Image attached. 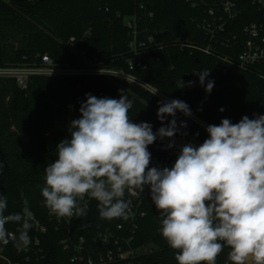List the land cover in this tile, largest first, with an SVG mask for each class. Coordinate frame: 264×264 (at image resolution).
Instances as JSON below:
<instances>
[{
    "label": "trees",
    "instance_id": "1",
    "mask_svg": "<svg viewBox=\"0 0 264 264\" xmlns=\"http://www.w3.org/2000/svg\"><path fill=\"white\" fill-rule=\"evenodd\" d=\"M253 1H240L241 13L234 24L240 41L244 39L241 31L245 25L264 22V10ZM212 3L207 0L206 5L193 7L186 0H0V67L40 64L45 55L57 66L83 68L97 61L102 67L132 74L170 100L186 102L192 114L208 124H219L224 118L237 123L244 115L252 118L254 112L264 113V66L245 69L222 60L224 55L235 58L239 48L234 52V48L220 47L210 55L195 49L209 43L197 23ZM133 17L137 44H144L135 51L130 47L134 31L125 22ZM199 70L210 71L205 84L214 81L211 93L205 91L199 79L192 89L176 87L179 79L187 85L190 76ZM121 92L134 101L129 111L134 123L148 122L154 132L162 126L157 119L158 101L162 99L135 83L92 75L34 77L22 90L14 79H0V163L4 165L0 194L8 199L5 215L21 212L23 199H27L32 217L47 227L46 233H40L31 220L30 245L38 238L43 251L38 255L30 253V264L65 263L73 251L63 250V239L70 237L77 242L83 237L92 243L99 233L116 230L122 222L102 220L98 202L86 196L80 201L84 214L71 217L69 225L62 220L59 226L57 218L50 221L41 196L44 169L56 159L57 144L70 138L68 125L79 118L85 94L119 99ZM176 119L178 124L186 121L187 128L180 132L186 131L199 144L207 138V133L189 117L178 112ZM148 150L150 166L168 167L159 142ZM124 199L129 201L127 190ZM140 210L145 216L138 220L135 245L154 250L141 258L143 264H177L178 250L170 248L158 231L161 216L150 193ZM86 224L89 228H85ZM6 227L15 235L19 225L9 223ZM229 251L223 248L217 264H232ZM0 253L27 264L24 250L18 251L12 243L0 245ZM42 255L46 260L36 262Z\"/></svg>",
    "mask_w": 264,
    "mask_h": 264
},
{
    "label": "clouds",
    "instance_id": "2",
    "mask_svg": "<svg viewBox=\"0 0 264 264\" xmlns=\"http://www.w3.org/2000/svg\"><path fill=\"white\" fill-rule=\"evenodd\" d=\"M193 74L211 93L214 81L205 84L210 71ZM194 83L179 79L176 87ZM133 105L124 92L119 99L85 94L79 118L68 125L70 138L57 144L56 159L44 169L43 206L57 220L71 218L84 214L80 201L87 196L98 202L102 220L126 221L132 215L126 190L144 193L147 188L161 216L158 231L178 250L177 264H216L224 247L232 264L249 259L264 264V115L207 125L201 144H184L174 164L161 168L150 166L149 146L167 138L172 148L174 137L187 128L186 121L178 124L177 113L191 117L190 106L179 99L158 101L162 126L154 132L150 123L130 119ZM3 167L0 163V172ZM23 205L21 212L5 215L8 199L0 194V245L12 243L18 251L31 244L27 199ZM9 223L19 225L17 234L9 232Z\"/></svg>",
    "mask_w": 264,
    "mask_h": 264
},
{
    "label": "built area",
    "instance_id": "3",
    "mask_svg": "<svg viewBox=\"0 0 264 264\" xmlns=\"http://www.w3.org/2000/svg\"><path fill=\"white\" fill-rule=\"evenodd\" d=\"M191 3L193 7H199L206 5L207 0H186ZM213 3L208 9L204 10L200 19L198 18L197 29L202 31L204 35L209 39L207 47L200 48L195 47L206 54H213L217 51V48H234L233 51L239 48V52L235 58L224 55L222 60L228 64L236 65L241 68H249L253 66H264V22H250L245 25L241 31L244 36L243 41H240L238 34L235 30V22L238 19L241 9L239 8L241 0H211ZM254 3H258L260 8L264 10L262 0H254ZM129 29L134 31V41L130 44V47L135 51L138 47H142L144 44H137V29L136 18L125 20ZM235 30V31H234ZM149 41H152L150 38ZM133 64H129V68L133 69ZM102 76L108 79H118L120 81H126L135 83L143 88L149 90L162 100H170L158 90L151 87L146 82L133 76L132 74L123 70H116L113 68L102 67L97 61L88 63L86 67L76 68L71 66H57L49 56H43L40 64L32 66H4L0 67V79H14L17 86L25 90L28 88L30 81L34 77H81V76ZM199 76L193 74L188 81L195 82L190 89L194 88L198 83ZM264 115L261 112H254L252 118L256 116ZM195 122L203 131L206 132V126L209 125L205 121L199 119L192 114L189 117ZM207 133V132H206ZM175 145L172 148H168L167 145L170 141L165 138L163 140L157 139L165 152V160L168 167H171L177 157L179 147L186 143H193L199 145L197 141L189 137L188 135H181L179 132L174 137ZM155 143V142H154ZM129 202L131 205L132 215L128 220H122L117 225L116 230L106 229L105 232L98 234L93 239L92 243H89L83 237H80L77 242L71 241L70 237H67L61 241L63 250L73 253L65 263L58 261L56 264H143L141 258L143 256L152 254L153 248L147 245H135V234L138 229V220L145 216V212L140 210L144 197L148 195L149 190L146 188L144 193H138L136 189H127ZM137 201L134 203V201ZM50 221L56 218L55 215L50 214ZM35 221L36 229L40 233H46L47 227L42 225L39 221L32 217ZM62 220L67 225L70 224V218H63L58 220L57 225H62ZM85 228H89V225H85ZM56 230H59L57 227ZM70 234L71 229H68ZM13 234V233H12ZM14 235V234H13ZM41 241L35 238L33 245H29L24 249L25 262L27 264L32 263L30 253L38 255L42 253L40 247ZM46 260V256H37L36 262ZM0 264H21V262H14L9 256L0 253ZM217 264V262H216ZM229 264V263H227ZM246 264H253L252 260L246 262Z\"/></svg>",
    "mask_w": 264,
    "mask_h": 264
},
{
    "label": "rangeland",
    "instance_id": "4",
    "mask_svg": "<svg viewBox=\"0 0 264 264\" xmlns=\"http://www.w3.org/2000/svg\"><path fill=\"white\" fill-rule=\"evenodd\" d=\"M262 5H263V7H264V0H262Z\"/></svg>",
    "mask_w": 264,
    "mask_h": 264
},
{
    "label": "water",
    "instance_id": "5",
    "mask_svg": "<svg viewBox=\"0 0 264 264\" xmlns=\"http://www.w3.org/2000/svg\"><path fill=\"white\" fill-rule=\"evenodd\" d=\"M39 1H43V0H39Z\"/></svg>",
    "mask_w": 264,
    "mask_h": 264
}]
</instances>
